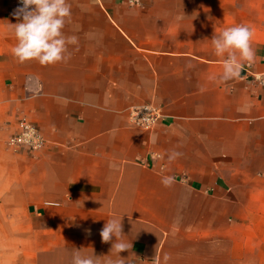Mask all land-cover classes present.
<instances>
[{"label":"crops","instance_id":"1","mask_svg":"<svg viewBox=\"0 0 264 264\" xmlns=\"http://www.w3.org/2000/svg\"><path fill=\"white\" fill-rule=\"evenodd\" d=\"M68 3L78 43L44 66L13 56L0 0V264L115 259L113 216L126 264H264V87L221 80L211 44L248 25L264 72V0ZM140 105L163 113L149 130L128 122ZM22 118L45 140L32 154L6 143Z\"/></svg>","mask_w":264,"mask_h":264},{"label":"clouds","instance_id":"2","mask_svg":"<svg viewBox=\"0 0 264 264\" xmlns=\"http://www.w3.org/2000/svg\"><path fill=\"white\" fill-rule=\"evenodd\" d=\"M20 5L13 12L18 22L10 25L16 39L12 54L17 61H36L47 66L70 59L67 55L68 45H75L78 40L64 33L72 15L68 0H20ZM252 37L251 28L245 24L224 28L213 35L211 44L214 54L224 58L221 80L238 78L245 64L254 63ZM257 79L264 83V77L258 76ZM121 219L115 216L107 219L99 233L103 243L112 242L111 253L115 259L109 257L103 260L96 255H84L76 249L71 264H126L120 253L131 249L132 245L123 239ZM85 231L91 234L90 229Z\"/></svg>","mask_w":264,"mask_h":264},{"label":"built area","instance_id":"3","mask_svg":"<svg viewBox=\"0 0 264 264\" xmlns=\"http://www.w3.org/2000/svg\"><path fill=\"white\" fill-rule=\"evenodd\" d=\"M130 5H138L141 0H124ZM13 5L20 7V0H13ZM242 76L250 78L260 86L264 87L257 79L258 76L264 77V72L253 74L250 65L245 64L242 69ZM163 116L160 107L153 105H140L132 107L128 110V122L131 126L143 130L151 129ZM44 138L37 127L27 119H19L16 122L14 133L8 138L7 145L14 150H24L30 154L36 152L44 145Z\"/></svg>","mask_w":264,"mask_h":264}]
</instances>
